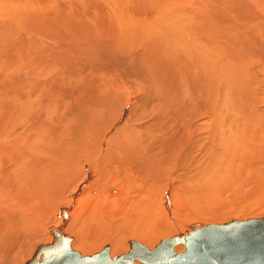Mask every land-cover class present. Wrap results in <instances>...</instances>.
Returning a JSON list of instances; mask_svg holds the SVG:
<instances>
[{"label":"rangeland","instance_id":"rangeland-1","mask_svg":"<svg viewBox=\"0 0 264 264\" xmlns=\"http://www.w3.org/2000/svg\"><path fill=\"white\" fill-rule=\"evenodd\" d=\"M64 1L71 2V4L74 2V0ZM78 1L81 8L94 11L90 8V2ZM159 1L127 0V5H129V2L132 4L128 10L132 15L138 17L135 12L142 11L139 16V23L136 20L141 34L136 31L137 36L134 37V42H131L127 31V38L123 45L114 40L109 33L103 31V26L111 22V14L98 12L99 9L96 12L89 11L86 16L74 13L75 16L71 17L72 22L68 24L64 22L65 25L63 23L59 24L55 20L59 24L55 25L58 30L52 32L49 29L47 33L51 35L44 36L39 42L35 37V32L26 25H23L26 27V31L19 30L18 26L13 27V20L18 22L17 18H19L18 15H13V9L5 6L1 8L0 43H5L6 48H3V54L0 55V58L13 61V65L7 70L8 75L14 74L16 67L18 69L23 68V70L27 69L29 76L25 80H29L28 85L33 81L36 85L34 86V92L28 96H24L28 94L27 91L16 92L17 96L28 99L24 105L26 107L25 112L18 117L20 124L23 125V127L21 125L16 126V129L19 128L20 135L18 137L13 135V139L7 138V136L0 138V145H4L0 149V159L7 165L6 160L10 156L13 157V169L8 167L11 170V177L4 176L5 181H0V264H26L32 259L40 245L52 241V232L56 227L63 228V232L72 238V249L82 255H94L92 252L101 249L107 243L113 246L112 241L104 240V243L102 242L100 245L93 246L95 248L90 249L91 242L87 236H92L96 232L99 233L104 228L100 227V219L93 212L73 215L75 208L73 198L79 196L82 192L78 187L70 191L66 198L53 202L47 211L40 215V221L37 224L31 221L30 216H27V219L30 218V222L26 224L25 216L32 209L22 208V213L17 210L18 206H23L26 195L34 196L37 194L40 181L44 177L48 178L47 173L52 169V165L39 164L47 162L49 153L52 152L50 140L53 131L48 129L49 124L47 123L49 122L44 119L38 125L34 123L31 126H26L29 119L28 110L29 108L32 109L33 106L38 109L35 111L37 114L48 110L43 113L47 114L49 110L56 109L54 105L60 101H68L67 99H61V94L66 92L71 93L69 101H74L76 108L74 114L68 117L63 115L55 117L53 116L54 112L49 113L53 120L59 121L58 131L61 136L78 141L88 137L90 139L94 138L93 140L100 139L97 136L98 132L94 128L92 129L93 125L98 122L96 118L99 117L101 123L111 125L105 127L107 133H105L104 139L108 140L112 136L107 141V146L110 145L112 139L123 138V136L130 135V132L133 134L131 137L141 135L142 139L146 137L150 140L152 136L149 126L150 123L155 124L156 122L155 126L160 128L159 132L162 136L158 139L159 143L155 145L151 141L143 140L141 161L144 160L143 162L147 166L153 167L159 177L163 179L176 178L173 181L171 180L170 190L173 195L177 194L179 197L176 199L172 196L169 197L171 191L165 190L167 200L164 199V203L167 206L164 204L163 207V211H165L164 208L169 209L172 207L169 212H172L173 215L161 214L159 206H155L136 212L132 220L117 223L114 231V234H116L114 237L117 240L115 251L117 252L112 247V254L118 253L116 256H119L127 253L133 240H137L146 247L151 248L163 239L175 236L174 234H186L193 224L200 228L211 223H221L232 219L245 220L264 216V166L257 167L252 158V156L257 157V153L264 151V135L260 140V137H258L254 144L247 141L245 145V140L240 137L246 131L245 119L243 120L240 116L241 123L236 122L235 127L229 125V122H225L227 118L222 119V116L228 113L229 107L233 108L242 102L240 92L231 90L230 85L226 87L225 75H231L229 78L234 77L235 83L240 78L249 80V76H244L248 74L249 69H242L245 65L242 66L239 63V55L232 48L228 39H223L215 33L216 37L213 36V33L203 36L201 35L202 31L195 30L196 27L190 21L189 30L192 33H197V36L190 35V38H188L189 35L186 34L179 37L167 34V38H161L165 33L161 34L154 27H152V30L150 29L152 21L150 20L151 15L148 14L156 11L155 7L160 5ZM169 1L173 0H165L164 3ZM137 2L139 3L137 4ZM210 3L214 6L213 1H210ZM200 4H202V1ZM135 5H138V9ZM203 5L206 7V15L208 17L213 16L212 18L221 27L235 28L237 26L240 28L237 25L238 21L236 20H238V17L235 13L223 11L222 8L215 6V8H212V5L208 7L206 2ZM113 10L116 11H111L112 14L119 13L117 7H114ZM216 13L221 14L217 16ZM184 17L189 19L186 15L179 16L182 19ZM114 20L112 18V22ZM167 20L181 23V21L179 22L178 19L172 17ZM131 25L133 26V24ZM173 30L176 33H184L179 25H175ZM25 33L31 35L29 36L30 40L25 42L15 41V38L24 39ZM217 40L218 42H216ZM114 41L117 43L115 44ZM244 41L247 43L251 41L252 44L249 45V49H253L255 47L254 33H246ZM9 43H11V46H9ZM49 43L52 47L48 50ZM133 44L134 47H131ZM91 47L92 49H90ZM207 47L208 49H205ZM87 49L89 52H87ZM60 50H62L61 53ZM32 53L36 54L33 55ZM247 57L249 63L253 61L251 59L254 57L250 54ZM56 59L59 61L57 62ZM230 60L231 62L234 60L233 62L236 65L231 66L228 63ZM55 61L57 65H55ZM254 61H256L255 58ZM14 63L15 65L19 64L15 66ZM37 63L39 64L36 65ZM207 63H210L212 68H209ZM216 64H219L218 69L220 70L215 69ZM103 65H106V67ZM231 67L233 68L231 69ZM118 70H124L126 74L123 72L120 75ZM228 70H230L229 73ZM213 79L217 86L212 82ZM220 79L221 81L223 79L226 83L223 81L221 83ZM49 80L51 81L50 84L47 83ZM6 82L4 81V84ZM218 84H221V86ZM215 89L218 92H215ZM13 92H7L6 95L13 96ZM40 93H42L41 96ZM39 99L40 101H38ZM139 102H141V105ZM251 103L252 109H255L258 101H252ZM62 107L66 108L65 102H63ZM109 116H112V119ZM16 117L17 114L13 112V118ZM151 118L155 119L150 120ZM109 119L115 126H112ZM148 120L151 122L149 123ZM196 121L197 123H195ZM130 122V127H132L130 131L126 127L122 129L117 127ZM212 123L217 128L212 129ZM15 124L18 123L11 120L10 125L14 126ZM190 127L194 128L190 129ZM52 128L57 129V126L53 125ZM13 131L15 132V128ZM226 132L229 136H226ZM247 132H250V130ZM5 133H8V131L6 130ZM238 137L242 139L241 143L239 141L235 142L234 138L239 140ZM190 140H192V144L189 143ZM183 142L189 144L190 160L186 159L185 163L187 165L191 163L192 158L202 159L198 166L193 164L189 167L193 172L185 178L177 176L173 172L174 165L177 163V160L174 161L173 158L178 155L180 150V148H177V144ZM261 142L263 143L261 144ZM175 143L177 144L175 145ZM202 144L205 146L203 149ZM246 153L250 155L247 156L249 157L248 161L244 160ZM170 159H173V161ZM182 159L184 160L183 157ZM137 160H140L139 157ZM249 163L255 164V168L252 166L254 170H251ZM3 173L6 175V170ZM92 182L93 175H89L84 179L85 186L91 185ZM160 185L164 186V183ZM110 187H114L116 190L119 189L117 183L110 184L109 189ZM109 193L117 194L116 192ZM8 205L11 206V209L7 208ZM118 214L116 213V215ZM112 215L115 216V214ZM150 238L153 240H150ZM184 250V245L175 248L176 252H183ZM136 262L143 264L140 261Z\"/></svg>","mask_w":264,"mask_h":264},{"label":"bare ground","instance_id":"bare-ground-1","mask_svg":"<svg viewBox=\"0 0 264 264\" xmlns=\"http://www.w3.org/2000/svg\"><path fill=\"white\" fill-rule=\"evenodd\" d=\"M85 1L90 2V4H89L90 8L93 9L94 11H91V10L87 11L86 8H81V5H80L78 0H74V2L72 4H71V2L67 3L64 0H0V10L3 6L9 8V9H13V15H16V16L18 15L17 17H19V18H17L18 22H15L13 20V27L18 26L17 28L19 30L26 31L25 30L26 27L23 26V25H26L30 30L35 32V37L40 42L44 38V36H50L51 35V34L47 33V32H49V29L52 30V32H56L58 30L57 28H55V25H59L61 23H63L65 25V23L68 24V23L72 22L71 17L73 18L75 16L74 13H78V14H82V15L86 16V15H88L89 11L90 12H96V10L99 9L98 12H101V13L107 12V14H109V15L111 14L110 15L111 16V22L110 23L108 22L107 25L103 26L104 32L109 33L110 36L114 40L119 42L120 45H123L126 41V38H127L126 32L128 31L129 40L131 42H134V37L137 36L135 34L136 31H138L139 33L141 31L139 25L136 24V20L138 21L137 23H139V21H140L139 16L142 13L141 10L138 12H135L138 15V17H135L134 15L131 14V12H128V10L131 8L130 6L132 4H130V2H129V5H127V0H85ZM201 1H202V4H200ZM210 1H213L214 6L222 8L223 11L235 13L238 17V20H236V21H238L237 25H239L240 28H238L236 25H235L236 26L235 28L221 27V25L218 24L214 18H212L213 16L208 17L205 13L206 7H205V5H203V3L206 2L208 7H211V5H212V8H215L213 6V4L210 3ZM159 2H160V5L155 7V10H156V11H154L155 14L153 12H150L148 14L151 15L150 20L152 21L150 23V29L152 30V27H154L161 34L163 32L165 33V35L161 38H167V34L168 35H175L177 37H179L182 34H186V35H189L188 38H190V35L197 36V33H192L189 30V26L191 25L190 22H192V25L196 27L195 30L202 31L201 35L208 36V35H210V33H213V36H215V34H217V36H221V37H223V39L226 38L229 40V42H231L232 48H234L236 53H238V55H239L240 60L237 58L239 60V63L242 64V66L245 65V67L242 68V66H241V68L242 69H244V68L249 69L248 74H246L244 76H249L248 78H250V79L249 80L248 79L243 80L241 78L240 79L237 78L239 80L235 83V81L233 80L234 77L229 78L231 75L230 76L225 75L227 84H225L226 82L223 81V79H222V81L225 82L224 84L226 85V87H227V85H230L231 86V87L229 86L230 89L235 91V92H240L241 93L240 95L242 98V102L238 106H234L233 108L229 107L228 113L224 114L222 116V119L227 118L225 120V122L226 121L229 122V125L231 124L232 127H235L234 124L236 122L241 123V121H240L241 117L243 120L245 119L244 121H246L245 122L246 131H245V133H243L240 136V137H242V139L245 140V145L247 144V141H249L250 144H254L256 142V139H258V137H260L259 138V140H260L261 137L264 135V51H263V48H264L263 47L264 46V0H173V1H169L168 3H164L165 0H163V1L160 0ZM138 3L139 2H137V4ZM135 6H137V9H138V5H135ZM114 7H117V9L119 10L118 14H116V13L112 14L111 13V11H114L113 10ZM203 7H204V9H203ZM63 9H65L67 11L65 12ZM208 9H210V8H208ZM210 13H212V12H210ZM219 14H221V13H219ZM219 14H217V16H219ZM183 15L188 16L189 19H187L186 17H184L183 19L179 18V16H183ZM170 17L178 19L179 22L181 21V23H175L174 21H168L167 19H169ZM112 18L115 19L114 20L115 23H113L114 21L112 22ZM104 19L107 21L106 18H104ZM55 20L59 24L56 23ZM15 24H18V25H15ZM131 24H133V26ZM175 25H179V27L182 28L184 33H176L173 30V27ZM165 29L167 32L165 31ZM104 32H102V33H104ZM246 33H251V34L254 33V42H255L254 46L255 47L253 49H249V45L252 44L251 41H249L250 43H247L244 41ZM102 35H104V34H102ZM29 36H31V35L26 34L24 39L15 38V41L16 40H18L19 42L28 41L31 39V38H29ZM136 40H138V39H136ZM12 41H13V39H12ZM164 41H166V40H164ZM220 41H222V40H220ZM117 42H115V44ZM216 42H218V40ZM5 45H6L5 43H0V55L3 54V48H6ZM48 45L50 47L47 46L48 48L47 47L46 48L49 50V49H51L52 46L50 43ZM9 46H11V43H9ZM131 47H134V44ZM90 49H92V47ZM205 49H208V47ZM119 50H121V49H119ZM61 51L62 50H60V53H61ZM39 52H41V51H39ZM87 52H89V50ZM115 52H117V51H115ZM32 54L35 55L36 53L35 54L32 53ZM101 54H102V52H101ZM248 54H250L252 57H254L256 61H254V58H253V59H251L253 61H251L249 63V58L247 57ZM41 56L43 57L44 55H41ZM232 56H234V55H232ZM58 61L59 60H57V62ZM60 61H61V59H60ZM233 61L231 62V60H230L228 63L231 64V66L232 65L235 66L236 63L234 64ZM215 62H217V61L215 60ZM55 63H56V61H55ZM18 64H16V65H18ZM38 64L39 63H37L36 65H38ZM60 64H62V63H60ZM207 64H209V66H208L209 68H212V65H211V64H213L212 62H211V64L210 63H207ZM12 65H13V61L11 59L2 60L0 58V138L7 136V138H11V139H13V135L15 137H18L20 135V132L18 130L19 128L16 129L17 125H21L18 117L21 116V113L25 112L26 107L24 105L26 104V101H28V99H23V97L17 96L16 92L27 91L28 94L24 95V96H28L29 94H32L34 92V86L36 85L35 81H33L31 84L28 85L29 80H25L29 76V71L27 69L23 70V68L18 69L16 67L14 74L8 75L7 70L10 69ZM14 65H15V63H14ZM55 65H57V63ZM110 65H112V64H110ZM34 66L31 68L33 69ZM103 66L106 67V65H103ZM218 66H219V64H216V67L214 66L215 69H218ZM129 67H130V65H129ZM232 68L233 67H231V69ZM239 68H240V66H239ZM239 68L237 67V69H239ZM35 69H37V68L35 67ZM57 69H55V70H57ZM127 70H128V68H127ZM218 70H220V69H218ZM41 71H43V70H41ZM118 71H119L120 75H122L123 72L125 73L124 70L123 71L118 70ZM207 71H208V69H207ZM229 71L230 70H228V73H229ZM53 73H55V72H53ZM40 75H41V73H40ZM215 75H218V74H215ZM43 76L46 77L47 75H43ZM7 78H9V79H7ZM15 79H17V80L14 81ZM224 80H225V77H224ZM4 81H7V82L4 84ZM214 81L215 80L213 79L212 82H214ZM222 81L220 79L221 83H222ZM16 83H20V84H16ZM47 83L50 84L51 81L49 80ZM216 84L217 83H215V86H217ZM224 84H223V86H224ZM219 86H221V84ZM243 86L246 88H244ZM216 90L217 89H215V92H218ZM1 92H3V93H1ZM7 92H13V96H7L6 95ZM39 95L41 96L42 93H40ZM61 95H62L61 99H63V100L67 99L68 101H66V100L60 101L59 103L54 105L56 109L49 110V113L54 112L53 116H55V117H57L58 115H63L64 117L71 116L72 114H74V111L76 109L74 106V101L73 102L69 101L71 99V93L69 94L66 92V93L61 94ZM46 98H48V97H46ZM38 101H40V99ZM252 101L253 102L258 101L255 109H252V103H251ZM63 102L66 103V108L62 107ZM127 102H128V100H127ZM140 103L141 102H139V104ZM51 106H53V105H51ZM14 107L16 108L15 110H14ZM31 108L32 109L29 108V110H28L29 119L27 121L26 126H31L34 123L36 125H38L39 122L43 121L42 119H44L45 121L49 122V123L45 122V123L49 124L48 129H52V131H53V134H52V137L50 140L52 152L49 153V157L47 159V162H41L39 164V165H44V166H51L52 165V169L49 170L47 173L48 178L44 177L40 181V186L38 188L37 194L34 196L26 195L24 198L23 206L22 207L18 206V208H17L18 212H20V213H22V211H21L22 208H25V209L27 208V210H28V208L32 209V211H30V213H27L26 216L24 214H22L25 216V221L27 222L26 224H29L30 218L32 219L31 221L35 222L36 224L39 223L40 215L43 212H46L48 207L53 202H55L58 199L66 198L67 194L70 191H72L73 189L78 187L79 190L82 192L79 196H74V198H73V201H74L73 203L75 204L73 215L75 216V215H80L82 213L93 212L95 215H98V217L100 219V222H101L100 227L104 228L103 231H101L99 233L98 232H96L95 234L91 233V234H93L92 236H89V235L87 236L91 242V246H89L90 249L93 246H96L98 244L100 245L102 242L104 243V240L105 241L110 240V242L112 241V243H113V246L111 244L107 243L106 245L102 246L101 249L99 248V250H97V251L95 250L96 253L95 252H92V253L97 254L100 251H102L100 253H104L105 250L108 249L109 250V251L107 250L108 254L111 253L110 256L114 257L118 254V253L112 254V252H113L112 247H113V250L115 251L116 243H117V240L114 237V235H116V234H114V231L116 229L117 223H119L121 221H125V220H132L136 212H139V211L144 210L146 208H153L155 206H159V208L161 210V214H164V215H167V214L171 215L172 214L173 215L172 212H169V211H171V208H172V207H170L171 204L169 205L170 210L168 208H166V209L164 208L165 211H163V207L165 204L164 199L167 200L165 197V190L168 189V192H169L171 183H172L173 179H176V178L163 179V178L159 177L158 173L153 169V167L147 166L146 163L143 162L144 160L141 161L142 160L141 155H142L143 142L144 141H151L155 145V144L159 143L158 139L162 136V135H160V132H159L160 128L155 126L156 122H155V124H152V123H150L151 121L149 122V120H148V122L151 124L149 126V128H150V133H151L152 139H150V140H148L146 137L144 139H142L141 135L138 136L137 134H136L137 136L131 137L133 134L130 132V135L123 136V138L118 137V138L112 139L110 142V145L107 146V141L110 140V138L112 136H110L111 135L110 134L109 135L110 138L108 140H106V138L104 139L105 133H107V129L105 127H110L111 125H105V124L101 123L99 117L96 118V120H98V122H96L93 125L92 129L94 128V130H96V132H98L97 136H99L100 139L93 140L94 138L90 139V137H88L84 140L78 141V140H75L72 138L70 139L66 136H61L59 131H58V129L60 127L59 121L53 120V118H51L52 116H50L49 113L43 114L45 111H43V112L41 111L39 114H37L35 111H37L38 109L33 107V106ZM147 110H146V112H147ZM13 112H15L17 114L16 118H13ZM165 112H166V110H165ZM109 118L112 119V116H109ZM152 119H155V118H151L150 120H152ZM11 120L17 122L18 124H15L14 126L10 125ZM72 120H73V118H72ZM25 121H24V123H25ZM62 121L64 122V120H62ZM130 121H132V119H130ZM109 122L112 123L111 120ZM195 123H197V121ZM130 124H131V122L129 124L118 125L117 127H119L120 129H122L123 127H126L127 130L130 131L132 129V127H130ZM53 125H56L57 129H53L52 128ZM201 125H202V123H201ZM217 125H219V124H217ZM21 126L23 127V125H21ZM112 126H115V124L112 123ZM89 127H90V125H89ZM211 127H212V129L215 127L217 128V126L213 125V123H212ZM14 128H15V132L13 131ZM193 128L194 127H190V129H193ZM10 129H11V131H10ZM243 129H245V128H243ZM6 130L8 131V133H5ZM236 130H238V129H236ZM248 130H250V132H247ZM17 132H19V133H17ZM121 132L122 131L120 130V133ZM92 135H94V134H92ZM226 136H229V134L227 133ZM232 137H233V135H232ZM240 137H238L239 140H237V138H234L235 142L242 141V139H240ZM198 140H199V138H198ZM220 140L222 142H224L222 139H220ZM191 141L192 140H190V142H189L190 144H192ZM11 142H12V140H11ZM202 143H204V142H202ZM240 143H238V144L240 145ZM262 143L263 142H261V144ZM176 144L177 143H175V145ZM177 145H178L177 148L178 149L180 148V150H179L178 155H176V157L173 158L174 161L177 160V163H175L176 165H174L175 169H173V172L176 173L177 176H182L185 178L188 176V174L193 172L192 170L189 169V167L192 166L193 164H195L194 166H198V164L200 163V161L202 159L197 158L194 155H192L195 157V159L192 158L191 163H188V165H187L185 163L186 159L190 160L189 159V152H190L189 151V144L183 142V143H178ZM263 145H264V143H263ZM3 146L4 145H0V149H2ZM193 146H195V145H193ZM251 146H253V145H251ZM204 147L205 146H203V144H202V149ZM255 153H256V151H255ZM252 154H254V152ZM247 156H250V155H248V153H246V155L244 156V160L248 161L249 157H247ZM256 156L257 157L252 156L256 166L257 167L264 166V151L257 153ZM138 157L140 160H137ZM182 157L184 158V160L182 159ZM173 159H170V160L173 161ZM170 160H168V161H170ZM6 164L7 165H5L4 161L2 159H0V181H2V180L5 181L4 176H8L9 178L11 177V170L8 167H11L13 169V157L10 156L6 160ZM255 164L249 163L251 170H254ZM5 170H6V175H5V173H3ZM89 175H93V182L91 185L85 186L84 185V179L89 177ZM9 182H10V180H9ZM112 183H117L120 190L119 189L116 190L114 188L115 186L110 187V189H109V185ZM161 183H164V186H161L160 185ZM109 192H111V193L116 192L117 194H110ZM171 196H172V198H175V199L177 197H179V195L177 196V194L173 195L172 191L169 192V197H171ZM1 206H2V204H1ZM7 208L11 209V206L8 205ZM116 213H119V214L116 215ZM111 214H115V216H113V215L111 216ZM27 216H30V218L27 219L28 218ZM98 217H97V219H98ZM98 226H99V224H98ZM20 227H23V226H20ZM174 235H176V234H174ZM151 237L153 238V236H151ZM152 238H150V240ZM169 238H172V237H169ZM142 240H144V239H142ZM71 242H72V240H71ZM161 242L159 244H161ZM44 244H46V243H44ZM137 244L144 245L137 240H133V241H131V247H130L129 251L132 249V246H134V248H138L139 245H137ZM159 244H155V245L151 246V248L156 247ZM42 245H40L39 247H41ZM180 245H183V244H180ZM180 245H178V246H180ZM87 248H88V246H87ZM93 248H95V247H93ZM90 249H88V250H90ZM115 252H117V251H115ZM127 253H123V254H127ZM178 253H182V252H178ZM123 254H121V255H123ZM135 263L140 264L138 262H135Z\"/></svg>","mask_w":264,"mask_h":264},{"label":"water","instance_id":"water-1","mask_svg":"<svg viewBox=\"0 0 264 264\" xmlns=\"http://www.w3.org/2000/svg\"><path fill=\"white\" fill-rule=\"evenodd\" d=\"M52 236L26 264H264V216L200 228L193 224L186 234L163 239L154 248L137 244L138 248L132 246L127 254L114 257L107 250L90 256L74 251L72 238L62 227H56ZM180 244L185 246L182 253L175 251Z\"/></svg>","mask_w":264,"mask_h":264}]
</instances>
